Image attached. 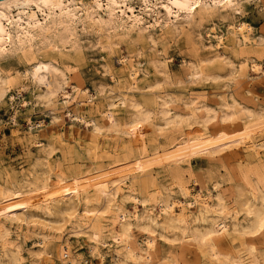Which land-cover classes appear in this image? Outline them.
<instances>
[{
  "label": "bare ground",
  "instance_id": "obj_1",
  "mask_svg": "<svg viewBox=\"0 0 264 264\" xmlns=\"http://www.w3.org/2000/svg\"><path fill=\"white\" fill-rule=\"evenodd\" d=\"M149 1L151 0H140V3L148 6ZM159 2L163 6V15H151L158 23L161 19L165 22L173 21L180 14L186 17L184 21L189 25L198 24L216 16H223L222 9L230 6L233 12L243 9L241 0ZM262 2L264 4V0ZM134 5L133 0H0V61L11 51L30 70L18 76L6 71L0 64V100L7 91L13 92L16 89L22 93L25 88L23 81L31 80L41 88L35 95L37 101L52 103L59 96L71 119L92 125L96 137L104 129L143 136L148 126L156 137L167 129L168 133L172 132V140H178L173 148L162 149L156 144L154 150L143 143L141 149L109 159L107 168L97 150L95 157H92L94 168H78L66 173L61 166L55 167L50 161H46L44 156L45 161H39L37 166L40 168H35L29 177L21 181L14 180L11 184L2 183L0 178V264H27L23 245L9 240L12 230L3 218H15L30 224L41 223V228L32 229L33 244L37 248L27 250L34 264H41L38 262L53 256L50 250L53 238L46 232L52 228L57 229L60 234L67 232L70 235L87 237L90 249L98 255L102 264L108 256L107 253L108 264H182L178 254H170L173 253L172 250L166 251L169 254L162 253L158 244L159 237L169 242L180 241L196 246L200 251L206 252L205 257H200V264H264V158L259 157L264 152V138L261 141L255 140L248 130L241 129L245 118L254 119L264 115L263 105L248 100L242 92L228 93L220 100L210 101L212 105L209 101L199 100L200 97L184 100L178 95L165 94L158 98L142 96L139 99L121 91L114 95L111 106L131 105L134 115L125 119L115 110H106L104 124H99L83 112L69 107L79 94H83L86 100L93 103L95 96L85 89L82 81L76 79V74H70L67 63L71 58L79 56L78 51L75 49L74 55L59 51V48L56 51L58 43L78 40L76 35L80 24L91 33L93 31L97 35L104 34L107 48L113 49L124 39L129 44L139 46L145 39L144 31L155 22L149 18L147 20L142 14L143 11L136 12ZM179 22L171 23L173 25L166 29L177 32ZM262 27L258 39L253 36V26L246 21L232 22L229 28L234 37L240 38H236L238 42L258 44L259 41L264 42ZM134 29L136 34H133ZM214 34L217 45L226 47V38L217 32ZM149 38L152 42L156 41L151 32ZM138 50L133 51L139 53ZM242 50L238 46L233 48V52H238L237 54H243ZM244 54L245 63L239 65L238 69L233 64L234 61L229 57L224 58L223 54L221 57L224 59L217 64H205L203 61L191 63L190 74L193 77L215 79L228 70L235 85L241 86L246 80L249 81L248 68L254 72H264L261 60L246 52ZM126 55L123 60L128 65L130 83L137 85L144 72L141 57L135 63L136 61L129 58L128 61ZM167 63L166 61L164 65ZM166 67L168 65L161 68L163 72L166 71L163 74L165 77L170 72L165 70ZM112 76L118 80L116 75ZM157 85L160 87L163 84L158 82ZM152 105L158 108L155 109ZM155 112L159 115L156 121H151ZM52 116L54 121H58L57 124L65 121L62 119L64 116L59 115L57 110L53 111ZM28 122L31 126L35 125L31 120ZM38 124L43 126L44 121H39ZM156 139L159 140V137ZM36 142L45 150L43 140ZM243 143L247 150L252 151L249 158L243 159L239 156L241 154L238 150H241ZM92 144L96 149L97 143L92 141ZM201 155L207 159L206 167L204 170L200 167L192 171L188 167L190 159ZM172 161L175 166L170 172V167L166 164ZM137 162L142 176L131 179V184L125 189L127 178H131L130 175L135 172ZM159 165L165 166L168 184L153 177ZM53 175L55 181L52 179ZM187 178H193L200 187L198 193L193 192L194 188H191ZM51 181L56 183L54 188L50 187ZM128 202L132 204V209ZM140 203L143 204L142 208ZM108 217H111L110 222H107ZM137 229L141 232L140 241ZM15 234L17 239L22 240L21 243L29 238L27 233L22 235L16 231ZM235 237L240 238L241 243L237 244ZM104 244L108 248L107 252L101 250ZM236 245H243L245 254L241 248L236 249ZM62 247L61 264H90L83 261L82 257L72 255L67 246Z\"/></svg>",
  "mask_w": 264,
  "mask_h": 264
},
{
  "label": "rangeland",
  "instance_id": "obj_2",
  "mask_svg": "<svg viewBox=\"0 0 264 264\" xmlns=\"http://www.w3.org/2000/svg\"><path fill=\"white\" fill-rule=\"evenodd\" d=\"M133 5L136 8V12L143 11L142 14L143 16L147 17V20L149 18V20L152 19V21L155 22L151 15L156 16L158 13L163 15V6L160 4L159 0L149 1L148 6L142 5L140 0H133ZM241 5L243 8L241 11L236 9V12H233L232 7L230 6L228 9H222L223 16H216L213 19H208L203 21V23L200 22L198 24L194 23L189 25L186 21H184V19L186 20V17L180 14L177 18H174L173 21L170 22H165L164 19H161L159 23L155 22V24H151L150 28L147 31H144L146 36L139 46L129 44L128 41L124 39L125 41L122 40L117 46H114L113 49L109 47L107 48V38L104 34L97 35L93 31L91 33V31L83 29V27L79 24L76 35L78 40H70L62 44L58 43V46L55 50L58 51L57 48H59V51H65L69 54L72 53L71 55L75 54V49L78 51L79 56L71 58L67 63L68 67H70V74L72 76L76 74V79L82 81V83H84L83 85L85 89L95 97H93V103L86 100L83 94H79L77 100L73 101L69 107L83 112L89 119H94L99 124H104L106 110H115L118 112L121 118L125 119L131 118L134 115V111H131V105H117V107L111 106L113 103L111 101H113L114 95L121 93V91L135 95L139 99H141L142 96L143 98H147L149 96L151 98H158L160 95L172 94L174 96L178 95L183 97L184 100L189 98L191 99V97H198L199 99L200 97L199 100L205 102L220 100L224 96L228 95V93L242 92V95L246 96L245 98L248 100L264 106V83H262V80H264V72L262 70L254 72L252 69L248 68L247 79H249V81L246 80L247 82L241 84V86L238 84V86L235 85V82L231 79L232 76L228 74V70L223 71L222 75H220L221 77H217L218 79H213V77H209V79L208 77H193L190 74L189 67L191 63L196 64L199 63V61H203L205 64H217L225 57H229L232 62L234 61L233 64H235L236 69H238L239 65L245 63V58L243 57L245 52L246 54L248 53L251 55L253 58L261 60L263 66L262 68L264 69V42L259 41L258 44H245L242 41L238 42L237 39L239 40L240 38L234 37V35L230 33L229 28L230 23L232 22L246 21L253 26V36L258 39L259 34L262 31L260 30L262 26V29L264 30V4L262 0H241ZM142 8L144 10H142ZM177 21H180L177 23V26H180L177 32H171L168 30L169 28L166 29L167 27L173 25L171 23ZM180 24H182V26ZM148 32L149 34L151 32L156 37V41H153L154 43L149 38V34H147ZM214 32H217V34H221L226 38V47L217 45L218 42ZM136 33L137 31L134 29L133 34ZM75 45L76 47L73 50ZM237 46L239 49H243V54H237L238 52H233V48ZM132 48L133 50L139 49V53H134L136 51H133ZM225 49L226 51H224ZM245 49L247 51H245ZM256 51L259 55L256 53ZM6 54L7 56L1 59L2 61H0L1 66H3L6 71L13 75L18 74V76L20 73L24 74L26 70L30 71L28 65L23 60L19 59L14 52L10 51ZM124 55H126L127 60L128 58L129 60L132 59L133 61H136L135 63H137V59L141 57V66L144 69V72H142L140 77L141 79L137 85L130 83L128 65L126 62L124 63L123 60ZM221 55H223L224 58L223 56L221 57ZM211 59L213 60V63L211 62ZM209 60H211L210 63H207ZM166 61L168 63L165 65H168V67H166L165 70L170 72L167 71L169 76L165 77L163 74H165L164 72L166 71L163 72L162 69L164 68V63H166ZM236 73L238 74V72ZM112 74L116 75L119 81L114 79ZM29 75L32 76L30 73ZM258 77H260L261 80H257L260 79ZM157 81L159 84L163 85H160L159 87V85H157ZM31 82V80H24L23 85H25V88L22 89V93H19L16 89L13 92L7 91L0 100V178L2 183L8 182V184H11L14 180L21 181L23 178L29 177L35 168H40V166H37V163L39 161H45V159L46 161H50L55 167L61 166L64 172L70 173L78 168L84 170L92 167L94 168L93 158L95 157V151L97 150L98 155L101 156H99L100 159L106 162L105 167L107 168L108 161L115 157L123 156L125 152L130 153L131 151L141 149L143 143H146L150 149L154 150L156 144L160 145L162 149H165L173 148L175 143L178 142V140L175 142L172 140V137L170 136L172 132L168 133L167 129V131L165 130L160 133L159 136H157L159 137V140H157L156 134L153 132L151 127L148 126L145 128V133L143 136L142 134H138L137 137L136 135L126 133L124 134L119 131L115 133L116 130L113 129H104L102 134H100L99 137H96L97 134L93 130L92 125L80 123L75 119H71L72 117L62 105L63 101L59 96L54 98V102L52 103L42 102L40 100L37 101L35 95L41 88ZM72 82H74V80H72ZM152 82L157 84L155 85ZM42 86L44 87V85ZM235 87L238 88L236 89ZM248 88L250 92L247 90ZM153 107L155 109L158 108L156 105ZM55 110H57L59 115L64 116L62 119L65 120V123L63 122V124H60L59 122V124H57L58 121H54L52 115L53 111ZM156 113L158 112L153 114L151 121H156L157 116L159 115ZM29 120H31L33 123L35 122V125L31 126L28 122ZM39 121H44V125H39ZM197 126L200 125H195V127ZM241 129L248 130L250 136L253 139L261 141L264 138V115L254 119L245 118L243 120V128ZM185 132H187V130H185ZM175 135H177L176 132ZM62 137L63 139H61ZM39 139L43 140V143H45L46 151L44 150L43 146L39 144V142H36V140L38 141ZM92 141L94 144L97 143L96 149L93 146ZM242 145L243 146H241V150H238L241 154L239 156L242 158L251 157L252 151L247 150L245 143ZM47 146L49 147L47 148ZM233 150L235 151L236 149ZM88 151L89 154H87ZM262 153L259 155V157L262 156V158H264V152ZM47 154H49V156ZM170 156L172 157L171 154ZM206 160L207 159L205 156H194L190 159L188 167H191L192 171H196L200 167H203L202 170H204L206 167ZM138 162L136 164H138ZM173 162L174 161L166 164V166L170 167L168 168L170 172H172L175 166V162ZM135 168V172L130 175L131 178H127V185L125 189H127V186L131 184V179H137L138 177L142 176V174L139 172V164L136 165ZM156 169L157 171L154 172L153 177L155 176L164 184H168L169 179L165 177V166L159 165L156 167ZM52 179L55 181L54 175L52 176ZM192 179L193 178H187L186 180L188 181L191 188H194L193 192L198 193L200 187L197 186V183H195L193 181L194 179ZM54 181L50 182L51 188H54L56 185ZM128 206L130 209H132V204L130 202H128ZM140 206L142 208L143 204L140 203ZM3 220L12 230L9 240L23 245V252L27 257V264H34L31 259L32 257L27 250L28 248H37L34 247L35 245L33 244L34 235L32 233V229L34 227L38 229L41 228V223L37 224L32 222L30 224L15 218H3ZM108 220L109 221L107 222H110L111 217H108ZM16 231H19L22 233V235H26L27 233V235H29L28 240L21 243L22 240L17 239L15 236ZM136 231L137 234L139 233L138 239L140 238V241L141 232H138V229ZM46 232L49 233L53 238L50 244V250L53 256H51V258L41 260V262L39 261L38 263L61 264V247L67 246L72 255L82 257L84 259L83 261H88L90 264H102L98 255L92 252L90 249V241L87 237L83 235H70L67 232V234H60L57 229L53 228L46 230ZM234 234L235 233H233V235ZM235 238L236 239L234 240L237 244L238 242L241 243L240 238ZM181 243L182 242L180 241L169 242V240H166L163 237H159L158 239V244L163 254H169L166 253V251L169 252L172 250L171 252L173 253L170 254H178L182 264H200L199 259L200 257H203V255L205 257L206 252L202 250L200 251L196 248V246H190L185 243H182V245ZM106 244H104L101 248L103 252H107L108 250ZM262 246L264 249V245ZM236 249H240L243 252L244 246L236 245ZM243 253L245 254V251ZM107 255L108 256L103 264L109 263V253H107Z\"/></svg>",
  "mask_w": 264,
  "mask_h": 264
}]
</instances>
